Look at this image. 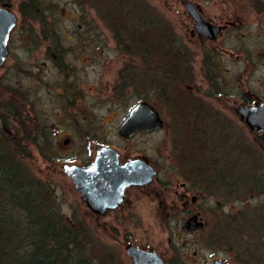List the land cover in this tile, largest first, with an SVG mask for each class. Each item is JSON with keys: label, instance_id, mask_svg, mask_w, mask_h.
<instances>
[{"label": "rangeland", "instance_id": "obj_1", "mask_svg": "<svg viewBox=\"0 0 264 264\" xmlns=\"http://www.w3.org/2000/svg\"><path fill=\"white\" fill-rule=\"evenodd\" d=\"M34 4L39 6L38 12L34 9V18L19 15L17 28L20 37L12 42L10 55L0 66V146L8 145L6 148L12 161L34 181L33 187L40 198L51 204L49 211L53 212L49 213L50 217L71 227L76 234L84 232L81 252L94 264H131L124 252L128 243L159 250L166 264H213L211 256L232 264H264V236L244 230L250 209H256L258 218L264 215V196L252 189L255 186L261 190L264 185L257 184L254 162L250 158L242 157L241 166L231 163L232 167L226 172L214 173L215 178H225L229 185L224 183V186L230 188L231 197L227 199L222 190L215 186L211 188L212 201L225 200L227 203L216 210L214 217L209 216L204 231L191 234L182 228L183 220L179 217L161 216L160 207L152 196L129 194L130 215L126 214V206L103 219L86 216L79 194L59 173V165L47 162L49 158L63 161L77 157L84 160L85 152L96 147L94 143H108L122 154L145 152V155H150L158 162L159 181L175 184L184 179V170L180 169L174 156L175 137L172 134L177 121L176 110L172 107L174 97H161L158 90H162L160 86H163L164 79H159L158 66L152 61L149 76L162 84L146 87L141 77L148 66L144 56V34L146 37L155 33L154 36L161 38V30L151 28L156 26L151 24L153 21L157 23L160 20L168 27V32L174 34L175 30L178 31L176 2L34 0ZM96 8L101 12L97 13ZM84 14L98 21L99 28L88 33L92 34L88 36H92V42L96 44L83 45L85 49L81 51L78 24ZM48 20L56 21L62 28L54 33L48 29L41 30L40 22ZM52 37L60 39V46L69 49L65 61L71 76L58 75L48 60L50 51L47 44L53 45L49 44ZM119 37L133 52V64L121 56L123 52L116 40L119 41ZM101 39L102 44L98 45ZM127 72L133 78L129 87L124 88L121 85L127 80ZM58 79L68 83L65 91H58ZM108 83L113 87L110 90L106 88ZM143 97L156 102L163 111L165 128L149 136L123 141L116 133L117 127L129 107ZM77 99L79 103L76 106L67 104ZM38 134L37 144L34 135ZM67 134L73 138L71 146L62 143ZM228 143L231 155L236 156L238 151L234 144L238 142ZM146 144H149L148 151L144 149L148 146ZM218 149L214 150L217 158L222 154ZM219 165H222L220 160L215 168ZM242 178L250 184L243 183ZM39 206L40 211L46 213L42 205ZM258 225L262 224L258 222Z\"/></svg>", "mask_w": 264, "mask_h": 264}, {"label": "flooded vegetation", "instance_id": "obj_2", "mask_svg": "<svg viewBox=\"0 0 264 264\" xmlns=\"http://www.w3.org/2000/svg\"><path fill=\"white\" fill-rule=\"evenodd\" d=\"M174 1L177 4L175 12L178 31L175 30L174 34L168 32L166 30L168 27L163 25L161 20L151 23L156 25L152 26V29L161 30V38L154 36L155 33H152V36L146 35V37L144 34V56L148 64L146 70L149 73L145 71L141 77L143 86L150 87L151 85L152 88V85L158 87L162 84L158 83L159 80L156 78L149 76L152 71L148 69L152 61L154 65L158 66L156 72L159 73V79H164L163 86H160L163 88L158 92H172L168 96L174 97L172 107L176 110L177 115L176 128L173 130L175 133L172 134L175 137L174 156L180 169L184 170V179L175 182V184L159 181L158 162L152 160L150 155H145V152L143 154H122L114 145L108 143H94L96 147L85 152L84 160L77 157H70L63 161L49 158L47 162L59 165V173L70 181L77 192L75 184L64 167H76L81 170L90 168L99 148L110 149L102 152L114 153L117 167L121 170L125 165L138 161L141 163L139 168L153 169L152 179L148 183L125 186L121 191L120 200L115 201L112 208L98 207L93 210L87 206L82 195L77 192L85 207L87 214L85 215L91 216L95 220L103 219L122 211L126 206V214L130 215L132 209L129 205V194L143 195L142 197L152 196L160 207L161 216L179 217L183 220V229L184 222L192 217H195L197 222H202L201 229L193 231L184 229L191 234L204 231L209 216L214 217L216 210L222 209L227 203L225 200L212 201L214 195L209 191L211 188L213 189L215 186L222 190V194L227 199L231 197L230 188L224 186V183L229 184L223 176L222 179L219 176L215 178L216 171H218L216 173L226 172L228 168L232 167L231 163H239L238 165L241 166L242 157L250 158L254 162L257 184L264 185V0ZM16 3V0L14 2L13 0H0V9L8 11L14 17V26L6 41L7 53L4 61L10 55L12 42L17 41L20 37L17 28L19 15L20 17L26 15L34 18L35 10L38 12L39 9L38 5L35 6L34 0H26L23 3L20 0ZM95 11L100 13L101 9L96 8ZM80 13L84 12L80 11ZM81 19L80 23L83 22L78 24V29H81L78 41L81 44L82 50H80L84 51L83 45L96 44L92 42L91 38L93 37L88 36L92 34L88 33L93 28H99V22H95L92 17H87L85 14ZM40 23L41 30L48 29L51 33L62 28L57 26L56 21L48 20ZM44 39L48 40V38ZM116 40L123 52L121 56L133 64V52L125 46L120 37L119 41L117 38ZM60 41L57 37H52L49 44L53 45L50 47L47 44V50L50 51V54L47 55L49 56L48 60L58 75L68 74L71 76L68 73V63L65 61L69 49L64 45L60 46ZM102 41L103 39L97 44L101 45ZM66 42H68L67 39ZM170 45L174 47L170 48ZM166 50L170 51L169 53L175 61V67L170 71L163 69L162 64L155 59V55L162 56L159 52L165 53ZM127 74V80L123 81L121 85L124 88L129 87L130 79L133 78L129 72ZM56 87L59 92L65 91L68 88V83L58 79ZM78 87L81 88V85L78 84ZM106 88L110 90L113 87L108 83ZM161 97L164 96L161 94ZM77 101L78 99L73 103L68 101L67 104L76 106L79 103ZM140 102H146L157 112L162 121V127L145 132L135 130L129 138L120 136L118 130L121 123L126 119L130 110ZM164 119V113L159 109L157 103L143 97L129 107L117 127L116 133L123 141H128L136 136H149L165 128ZM169 135L171 136V134ZM36 136L39 134L34 135L38 144ZM215 140L217 142H214ZM230 141L238 142L234 144V149L238 151L236 156H232L230 153L228 143ZM62 143L65 146H71L73 138L67 134V138ZM146 145L148 146L144 149L148 151L149 144ZM214 147L216 151L219 150V147L222 152L218 158L214 155ZM219 160L222 165L215 168V164H218ZM121 177H126V174L122 172ZM242 182L250 184L245 181V178H242ZM246 183L244 184L245 190H247ZM258 234L263 235L264 231L260 230ZM134 246L144 251L155 252L166 264V260L159 250L141 245ZM210 258L213 264L216 260H221L213 256ZM221 261L226 260L222 259Z\"/></svg>", "mask_w": 264, "mask_h": 264}, {"label": "trees", "instance_id": "obj_3", "mask_svg": "<svg viewBox=\"0 0 264 264\" xmlns=\"http://www.w3.org/2000/svg\"><path fill=\"white\" fill-rule=\"evenodd\" d=\"M169 52L155 55L168 71L175 67ZM159 93L166 97L169 92ZM6 140L9 142L7 137ZM6 147L7 144L0 146V264H94L81 252L84 232L76 234L71 227L50 217L51 204L40 198L33 187L34 181L12 161ZM254 187L258 195L264 196L263 189ZM39 205L46 213L40 211ZM255 211L253 208L248 213L244 230L264 236L258 234L264 231V215L258 218Z\"/></svg>", "mask_w": 264, "mask_h": 264}, {"label": "water", "instance_id": "obj_4", "mask_svg": "<svg viewBox=\"0 0 264 264\" xmlns=\"http://www.w3.org/2000/svg\"><path fill=\"white\" fill-rule=\"evenodd\" d=\"M13 26V15L0 9V66L7 53L6 41ZM150 108L146 102H140L132 108L119 127V135L129 138L135 130L145 132L161 128L162 121L154 109L151 108L149 111ZM103 150L110 149L99 148L93 165L88 169L64 167L75 184L77 192L82 195L87 206L93 210L98 207H114L115 201L120 200L121 191L125 186L148 183L154 175L153 169L149 167L139 168L141 163L138 161L129 163L124 168L120 167L123 168L121 170L117 167L114 153H104ZM122 172L126 174V177H121ZM183 227L188 231H193L201 229L203 224L192 217L184 222ZM124 251L131 264H165L155 252L144 251L132 244H126ZM214 264L232 263L216 260Z\"/></svg>", "mask_w": 264, "mask_h": 264}]
</instances>
